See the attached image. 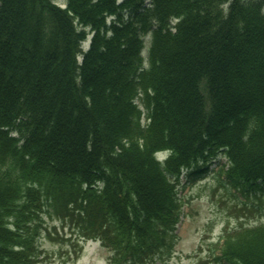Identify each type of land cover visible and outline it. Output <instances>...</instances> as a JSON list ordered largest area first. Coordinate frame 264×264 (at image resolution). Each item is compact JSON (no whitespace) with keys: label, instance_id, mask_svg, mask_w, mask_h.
<instances>
[{"label":"trees","instance_id":"1","mask_svg":"<svg viewBox=\"0 0 264 264\" xmlns=\"http://www.w3.org/2000/svg\"><path fill=\"white\" fill-rule=\"evenodd\" d=\"M64 1L0 0V264H31L42 212L109 264L170 260L182 178L221 153L260 210L264 0ZM219 237L198 264H264V222Z\"/></svg>","mask_w":264,"mask_h":264},{"label":"rangeland","instance_id":"2","mask_svg":"<svg viewBox=\"0 0 264 264\" xmlns=\"http://www.w3.org/2000/svg\"><path fill=\"white\" fill-rule=\"evenodd\" d=\"M54 2L61 6L65 3L64 0ZM88 41L83 44L85 49ZM147 63L145 61L144 65ZM207 164L208 168L202 172L204 175L185 186L183 177L179 186L178 196L183 205L173 255L168 261L152 259L147 264H198L202 258L214 259L219 253L216 247L220 243L219 235L225 227L239 222H264V206L251 211L253 200L225 182L220 173L227 164L224 154ZM75 221L76 217L62 219L42 212L31 264H109V250L101 240L79 238L80 230Z\"/></svg>","mask_w":264,"mask_h":264}]
</instances>
